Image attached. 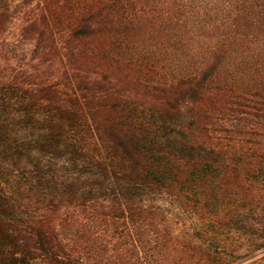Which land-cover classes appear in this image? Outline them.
Segmentation results:
<instances>
[{
    "label": "trees",
    "instance_id": "trees-1",
    "mask_svg": "<svg viewBox=\"0 0 264 264\" xmlns=\"http://www.w3.org/2000/svg\"><path fill=\"white\" fill-rule=\"evenodd\" d=\"M11 9L9 0H0V112L13 101L20 129L9 139L10 123L0 115L2 159L19 163L29 140L39 151L70 154L75 149L68 135H90L114 157L113 175L124 184L111 205L91 203L62 186L63 196L51 197L38 211L39 201L26 202L33 198L26 182L0 174V264L232 263L218 251L180 241L154 220L155 211L134 206L130 197L141 186L203 189L234 180L243 187L250 180L253 196L240 200L243 205L257 200L260 217L254 223L264 231V142L255 141L253 154L243 149L220 154L221 143L203 132L232 105L244 113L247 97L262 100L263 114L255 116L264 119V0H24L16 15ZM154 32L168 37L177 67L170 69L172 78L157 84L143 81L150 67L145 58L137 63L147 52L141 40ZM137 87L150 95L157 111L151 110L163 122L187 108V129H178L168 146L125 121L120 106ZM34 123L41 134L32 139L26 131ZM211 196L202 191L197 202L207 233H216V222L234 229L235 218L223 219ZM82 218L99 225L123 219L129 240L110 253L111 241L102 244ZM261 248L264 243L256 250Z\"/></svg>",
    "mask_w": 264,
    "mask_h": 264
},
{
    "label": "rangeland",
    "instance_id": "rangeland-1",
    "mask_svg": "<svg viewBox=\"0 0 264 264\" xmlns=\"http://www.w3.org/2000/svg\"><path fill=\"white\" fill-rule=\"evenodd\" d=\"M9 1L12 4L11 14L16 15L20 2L23 3L24 0ZM157 33L154 32L151 38L141 40L140 46L144 47L147 52L141 55V58H138L140 56L137 57L139 59L137 63H140L143 57L150 64L149 71L142 75L146 74L143 81H149L152 84H157L164 79L169 80L174 75V72L171 71L177 68L175 67L174 53L171 51L172 46L171 49L169 47L171 43L168 37L160 36ZM117 47L120 48V45ZM123 52L128 53L125 48ZM98 60L101 61L102 58ZM139 66L137 65L138 69ZM110 69L117 73L114 67H110ZM182 69L186 73L187 70ZM130 87L133 89L135 85L130 84ZM123 92L124 90L121 89V93ZM132 92L130 96L123 97L124 103L120 107H124L125 121L133 124L138 131L141 130L138 128L142 126V131L144 128V134L148 140L159 141V144L165 147L168 146L167 143L172 142L178 129H187L188 112L185 106L176 112L173 119L163 122L159 114H153L152 110H156V106L150 102L148 93L140 87H137L136 92ZM258 102L253 97H247V105L243 109L244 113H240L241 107L232 105L226 111H222L221 114L217 113L212 118L203 132H206L208 138H211L213 142L221 143L219 145L220 147L222 145V150L219 149L220 154H238L235 152L239 149L246 150L247 154H253L254 143L264 142V119L255 116L256 113L263 114L259 110L262 106V100H258ZM5 107L6 110L0 112V115L1 119L10 123L8 134L9 139H11L13 133L20 129V125L14 116V102L8 100ZM126 115H128L127 118ZM28 133L29 138L38 137L41 134L39 125L32 124L29 132L26 131V134ZM187 134L189 132L186 130ZM72 136L74 135L70 134L67 137V141L73 143L72 146L75 149L71 148L70 154H51L39 151L37 142L29 139V142L25 144L27 154L21 156L22 159L19 163L13 164L9 161L11 159L7 160L5 157L2 159L3 153H0V174L4 175L5 180L26 182L24 185L25 190H27L26 194L33 195V198H29V201L26 202L33 204L39 201L37 203L38 211L44 208L51 197L58 200L60 196H63L61 195L63 193L62 186L69 188V190L71 188L70 192L73 194L88 196L91 203L98 205L115 204L121 198V195L118 194L120 192L118 186L124 183L123 180L113 175L115 168H113L112 160L114 157L110 155L111 153L105 145L90 135ZM0 149H3L1 144ZM7 154L11 153L8 151ZM69 158L72 161H69ZM24 161L27 162L25 168L22 167L21 163ZM34 176H38L39 180ZM138 188L130 197L131 199L135 198L134 201L130 199L131 204L147 208L150 214L155 211L154 220L169 226L173 234L180 238V241L187 242L201 250L210 249L213 252L218 251L220 254H225L233 261L230 264H264V248L256 250L258 244L264 243V236H262L264 231L260 230L254 223V220H258L260 217L257 214L260 212V208L256 206V199L250 205H243L240 200L249 202L253 196L254 187L250 180L243 187L233 180L230 186L215 184L213 188L206 185L203 189L172 187V189L158 190L149 186ZM202 191L205 194L213 193L211 199L213 202H218L217 208L223 212L222 217L227 214L225 216L235 218L237 225L234 229L224 228L216 222L214 223L216 233H207L205 226L200 222L202 215L199 212L200 204L197 203ZM41 200H44L43 203H40ZM104 200H108V202ZM32 209V207L28 208L29 214L34 211ZM63 209L64 207L60 208V210ZM147 218H153V216L147 215ZM82 223L86 225L87 231L94 233L96 237L99 235V241L102 244L107 245V242L111 241L107 245L110 253L112 248L120 242L124 243L129 240L126 231L127 224L123 219H115L113 222H108L107 225L93 224L85 220ZM126 246L129 244L126 243Z\"/></svg>",
    "mask_w": 264,
    "mask_h": 264
}]
</instances>
